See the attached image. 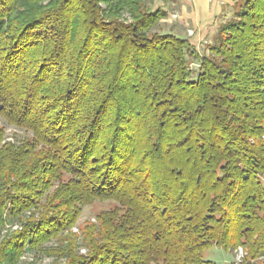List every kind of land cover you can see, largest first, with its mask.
<instances>
[{
    "label": "trees",
    "instance_id": "obj_1",
    "mask_svg": "<svg viewBox=\"0 0 264 264\" xmlns=\"http://www.w3.org/2000/svg\"><path fill=\"white\" fill-rule=\"evenodd\" d=\"M144 1L0 0V117L32 135L0 130V264L63 232L64 264H264V0L207 54ZM95 200L117 208L77 244Z\"/></svg>",
    "mask_w": 264,
    "mask_h": 264
},
{
    "label": "rangeland",
    "instance_id": "obj_2",
    "mask_svg": "<svg viewBox=\"0 0 264 264\" xmlns=\"http://www.w3.org/2000/svg\"><path fill=\"white\" fill-rule=\"evenodd\" d=\"M243 1L239 5H241ZM144 2L146 3V6H149V8H151V10L153 11L152 9L153 0H148V1L145 0ZM237 8H234L232 10V15L230 16L228 20L221 22L215 28L214 33L210 34L209 36H206L201 41L195 42L196 45H192L199 54L208 53V47L214 42V39H215L214 36L216 35V31L218 30L219 26L223 25L229 20H232L234 18L235 11H237ZM121 19L124 20L125 22L131 21L130 15L127 12H124L123 14H121ZM174 19H176L174 14L170 16V19L167 17V14H166L165 18L161 19L158 25L155 28H153L151 32L158 33V34L169 33L168 31L170 30V27L173 25V23H175ZM191 33H192L191 29L187 30V32L184 33V36L190 37V35H192ZM192 65L191 66L193 67V70H195L196 68L195 63H193ZM0 130L3 131V140L1 144L5 142L18 144L20 141L24 140L25 138H30V139L32 138V135L29 131H27L24 128H19V127L9 124L5 122L1 117H0ZM259 178L264 186V173L260 174ZM116 208H117L116 203L112 201H106V200L105 201L95 200L89 204L83 205L80 208L79 215L75 221V224L70 228L69 233L75 238V240L77 241V244H80L81 237H82L81 236L82 229L88 224L97 225L98 215L107 213L109 211H114ZM26 214L28 215L29 213L27 212ZM19 229L20 227H18L17 225L6 227V230H3L1 234L6 235L7 233L18 231ZM66 235H67V232H63L62 234L59 233L56 236V238H52L46 243L39 245L37 251L32 250V251H27L26 253L21 254L16 264H64L65 259L61 257V255L59 254L60 252H58L57 250L63 249V247L66 245L65 240L63 241L60 240ZM243 250H244L243 247H237L235 249H232L231 251H225L220 248L212 247V249L204 253V256L205 258L214 262L215 264H240L243 261V257H244ZM87 253H88L87 249L84 246L78 247L79 255L86 256Z\"/></svg>",
    "mask_w": 264,
    "mask_h": 264
},
{
    "label": "crops",
    "instance_id": "obj_3",
    "mask_svg": "<svg viewBox=\"0 0 264 264\" xmlns=\"http://www.w3.org/2000/svg\"><path fill=\"white\" fill-rule=\"evenodd\" d=\"M243 0H153V11L161 9L167 17L175 15V23L168 31L188 40L191 45L215 32V28L230 18L232 10ZM173 10V11H171ZM190 37H185L187 30Z\"/></svg>",
    "mask_w": 264,
    "mask_h": 264
}]
</instances>
